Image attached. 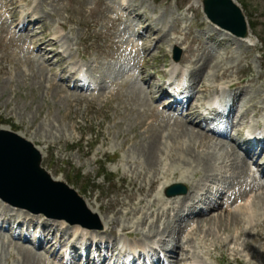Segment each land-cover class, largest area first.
I'll return each instance as SVG.
<instances>
[{
    "label": "rangeland",
    "instance_id": "obj_1",
    "mask_svg": "<svg viewBox=\"0 0 264 264\" xmlns=\"http://www.w3.org/2000/svg\"><path fill=\"white\" fill-rule=\"evenodd\" d=\"M122 1L126 2V0ZM129 1L142 3V9L147 11L153 21L150 22L147 17L148 22L156 25L154 27L162 28L156 34L152 32L150 25L143 28L147 36L146 40L151 39V42H155L153 38L156 40L152 48L146 42V48L150 49L147 50V54L150 56L146 54L143 61H141L143 54L127 51L135 47V42L126 41V37L133 34V30L130 28L131 19L120 9V0H9L10 3L16 2L19 6L15 11L18 17H20L19 3L26 5L24 8L26 12L32 11L31 8L34 9V14L43 20L41 26L45 29V37L51 36L50 32H55L61 46L53 51L44 48L48 44L51 45L54 38L51 36V40L49 38L41 40L38 38L40 34L37 36L36 32L33 34L38 39L37 50L41 49L36 52L35 47L30 48V42L28 44L25 36L17 33L19 27L12 29L10 19L4 18L6 15L5 13L3 15L0 8V127L18 132L41 148L43 165L50 173L76 188L79 194L86 198L89 207L103 216L102 229L111 226L107 231L110 234L106 235L110 245L115 236L120 243V228L122 231L124 227L129 230L125 233H134L133 235L138 233L137 230L141 231L142 235L139 234V237L134 239L137 245H142L144 240L150 241L158 234L159 237L167 239L163 240V246L165 243L172 245L177 240L175 229L181 225L182 245L189 247L187 243L192 240V249L196 247L198 252L191 261L190 249L186 248L183 254L184 259H188L184 261L190 260L192 264H217L213 259L208 258L217 257L219 254H209L211 246H207L209 243L206 242H210L215 250L221 251V258L228 256L229 245L234 242L232 245L239 251L247 249L240 252V256L248 252L251 255L250 261L254 259L257 264H264V193L260 194L261 197L257 195L259 198L256 199L257 212L253 216V223L245 222L241 212L232 214V210L212 212L210 216H205L206 221L203 220L204 218L199 219L201 223L178 219L172 215L175 211L171 210V216L169 214L164 216L158 227L154 226L160 229V233L156 235L148 234L149 229L157 230L148 226L154 220L152 216L146 225L140 224L143 215L151 213L152 209L148 208V204L156 197H164L163 193L158 191L159 185L156 191L149 186L150 179L154 176L163 174L171 183L178 181L180 176L187 177L190 183L205 184L207 188L203 192H206L209 185L214 186L219 183L223 170H226L224 166L228 163L233 175L240 178L235 179V186L231 188L239 191L242 187L241 181L245 184L244 178H247L248 167H242L241 170L234 169L236 165L232 167L231 159L234 155L240 162L239 157L242 156L236 154L234 150L232 152L233 148L230 149L227 142L226 146L216 142V139H209L207 142L208 138L202 134V132L206 134V131L190 120L182 121L173 115L166 113L161 115V112L157 111L159 103L158 105L155 103L160 100L153 101L149 91L154 90L155 83L161 80L156 75L155 81H152L154 75H150L153 69L163 70L165 61L172 60L176 47L173 38L177 36L185 39L179 47L184 48L188 44L189 53L184 49L182 57L185 56L184 60L193 66L192 74L201 81L199 84V87L202 86L201 91H207L208 88L203 85L207 84L211 87L216 82L215 79L226 80L228 86L232 84L235 86L234 91L239 90L242 94L241 97L239 93H234L241 99L239 110L242 111L246 107L242 112L245 113L250 106L260 112V115L254 116L252 112V117L247 119L261 120L264 117V111L259 109L261 106L264 107V56H262L264 55V0H236L243 8L247 20L252 24L251 31L255 32L252 31V35L250 34L252 36L250 40L236 38L237 40L235 39L230 46L214 39H207L209 35L207 32L212 24L205 19L201 10L198 9L197 18L196 13L185 11V6L192 4L190 6L192 8L199 4L200 0H170L167 7H162L153 0ZM129 6L139 9L140 13H136V18L140 20L143 16L141 13H144L141 6L131 3ZM27 17L28 14L23 19L20 17L19 21H26ZM176 19L180 25L177 24ZM195 20L202 21L205 25L200 27ZM61 23L67 28H61ZM163 29L168 30L169 34L163 32ZM238 40L243 42L240 43ZM43 41L46 42L42 43ZM34 42L33 40L32 43ZM55 50H62V55L67 57L68 63L74 60L81 65L84 64V60L81 61L77 54L86 51L84 57L88 56V60L85 61L88 67L90 66L88 77L91 84L97 85V88L90 93L87 92L89 94H81L68 89L65 84L52 82L50 74L43 67H51L44 62L47 60L51 62L52 57L45 59L41 55L43 51V55L48 52L54 55ZM228 50L232 56L226 58L228 55L225 56V52ZM156 54L158 57H154ZM200 59L203 63L198 66ZM195 60L198 62L196 65ZM60 61L52 63L59 65ZM142 64L144 67L141 66ZM146 65L150 66V69L145 70L144 77H149V83H143L138 75L141 68H147ZM74 66L75 64L72 63L71 69H74ZM65 71L69 72L67 66L62 70ZM54 72L59 73V67H56ZM237 78L244 79V82L241 83ZM200 93L196 95L199 96ZM202 99L199 100L200 103ZM153 139L156 140L154 153L151 154L152 156H147L146 148L151 146L150 142ZM202 139L204 143L206 142L205 145L201 144ZM165 152H170L165 155L174 165L161 170L165 164ZM231 153L233 156L230 157ZM205 156L208 157L207 161ZM262 158L264 154L257 161L262 162ZM241 163L245 164L243 159ZM189 170L198 174L197 177ZM165 173L173 177L170 178ZM210 174L212 176H209ZM230 186L228 184V187ZM140 199L144 200L142 205L139 203ZM168 206L170 205L165 204V207ZM137 208L142 210L134 215ZM160 211L163 212V209ZM43 216H36V219H41ZM211 216L212 220H208ZM92 219V223H96L95 219ZM185 224L187 225L184 226ZM197 224L198 229L193 231L196 234L191 235L192 237L188 234V238L186 234ZM168 226L174 229L172 233L163 232ZM102 229L95 230L102 231ZM61 234L58 242L62 244L64 236ZM2 238L3 236L0 235V264L45 263L43 257L38 255L41 254L40 248L31 250L23 244H16L18 250H15L14 245H11L13 240H10L9 236L10 243ZM222 247L228 248L222 250ZM238 250L234 249V253L231 251V254H239ZM200 253L206 258H200L198 256ZM167 255L171 262L175 260L174 254ZM233 258L234 256L227 257L222 264L229 262L237 264L239 261H244L237 256L236 259ZM219 259L218 257L217 261Z\"/></svg>",
    "mask_w": 264,
    "mask_h": 264
},
{
    "label": "water",
    "instance_id": "obj_2",
    "mask_svg": "<svg viewBox=\"0 0 264 264\" xmlns=\"http://www.w3.org/2000/svg\"><path fill=\"white\" fill-rule=\"evenodd\" d=\"M208 15L239 35L247 34L246 22L233 0H205ZM41 155L33 145L12 133L0 132V197L35 212L86 224L83 203L73 191L53 183L39 169ZM186 192L183 185L174 186Z\"/></svg>",
    "mask_w": 264,
    "mask_h": 264
},
{
    "label": "bare ground",
    "instance_id": "obj_3",
    "mask_svg": "<svg viewBox=\"0 0 264 264\" xmlns=\"http://www.w3.org/2000/svg\"><path fill=\"white\" fill-rule=\"evenodd\" d=\"M201 1V0H200ZM199 1V2H200ZM9 4H11L12 6H13V8L15 9V11H16V9L19 7L17 4H16V2H13V3H10V2H8ZM7 3H5V2H2V6H5ZM198 5H200V7H201V2L198 4ZM120 9H121V7H120ZM121 10H124L125 12H127L128 14H130V15H134V17H135V19H137L136 18V13H140L138 10L139 9H136V8H132V7H130L129 6V4L127 5V6H125V7H123V9H121ZM14 11V21L15 22H19V19H20V17H18L17 16V13ZM34 11H30L29 13H28V17H27V20H28V18L30 17V15L33 13ZM143 16H142V18L140 19V20H138V21H140V22H145L146 23V25H150L151 26V28H152V32H154V34H156V33H158L162 28H158V27H154V26H156V25H152V24H150V22H148V18L147 17H145L144 16V13H141ZM43 20H41L40 18H37V19H35V22H36V25H38L40 22H42ZM139 22V23H140ZM145 25V26H146ZM144 26V27H145ZM40 28H41V31L40 32H36V34H37V36H38V34H40L39 35V37L38 38H40L41 40H42V38L43 39H45V38H49V40H51L52 38H51V36H47V37H45V34H44V31H45V29L40 25L39 26ZM63 28H66V25L65 26H62ZM143 27V28H144ZM143 28H142V31L139 33V36H144L145 34H144V31H143ZM149 32H150V30H149ZM251 34V33H250ZM250 34L246 37V38H244V39H241V40H244V41H247V40H250L251 39V37L252 36H250ZM148 35V34H147ZM160 35V34H159ZM158 35V36H159ZM163 35H165V34H163ZM252 35V34H251ZM37 36H35V34H33L32 35V38L29 40V42H30V44L31 45H37L36 46V49H35V51H39V50H37L38 49V47H39V44H36L37 43V41H38V39H37ZM149 36V35H148ZM150 37V36H149ZM51 38V39H50ZM128 38H130V39H128ZM145 39L147 38V36L145 35V37H144ZM157 39V38H156ZM237 39H240V38H237ZM35 41L34 43H32V41ZM135 40V41H134ZM138 40V38L136 39V38H134V35L133 34H131V35H128L127 37H126V41L127 42H129V41H133V42H136ZM46 41H43L42 43H45ZM41 43V44H42ZM47 43H49V42H47ZM46 43V44H47ZM58 44V42L57 41H55L54 43H53V41H52V44L51 45H54V46H56ZM47 46H50V44H48ZM139 50L141 51V52H147V50L149 51L150 49H147L146 48V42L144 41V42H142L141 43V46L139 47ZM148 53V52H147ZM55 55H59L58 53L57 54H55ZM147 56H150V55H148L147 54ZM54 57H57V56H54ZM146 58V57H145ZM62 59V60H61ZM61 60V61H60ZM57 61H60L61 63L59 64V66L61 67V72H62V70L63 69H65L66 68V66H67V70L69 71V72H67V71H65V72H62V73H64V74H66V77H67V80L70 78V79H75V81L77 80V76H76V72L75 71H72V70H70L69 69V65L67 64V60L65 59V58H63V57H61V56H58L57 57ZM46 62H48V60L46 61ZM64 62V63H63ZM185 63H187V61L185 62ZM194 63H195V65L198 63V62H196V60L194 61ZM142 67H144V64H142L141 65ZM140 66V67H141ZM146 71H145V69L144 68H141L140 69V71H139V74L138 75H140V74H144ZM191 75L193 76V74H192V70H191ZM52 76H55V74H53ZM143 80H145V83H149L148 82V80H149V77L146 79H144V77H141ZM64 81L65 80H62V81H60V82H57V83H59V84H64ZM199 84H200V82L198 83V86H199ZM236 85V84H235ZM159 87H162L161 85L159 86ZM202 87V86H201ZM201 87H200V91L202 90L201 89ZM235 86H233L232 84L231 85H229V88H231V89H233ZM237 87V86H236ZM233 90H235V89H233ZM151 93H153L152 91H149V94H151ZM239 96L241 95V97H242V94L239 92V94H238ZM198 105H196V106H194V107H192V108H187L186 109V111H187V114L182 118V120H193L192 118L195 116V115H199V111H198ZM259 109L261 110V111H264V107L263 106H261V107H259ZM254 113V114H259L256 110H254L252 107H248L247 108V110H246V112L245 113H242L241 115L243 116V115H245V114H250V113ZM262 114V113H261ZM258 116V115H257ZM153 118H155L154 117V115H153ZM177 121V120H176ZM184 123V122H183ZM188 124V123H187ZM193 128V127H192ZM183 129V128H182ZM255 132H257V130H254ZM194 133V132H193ZM192 133V134H193ZM204 136H206L207 138H208V136H207V134H204V133H202ZM239 134H240V132H239ZM258 135H260V134H258ZM196 136V135H195ZM262 137H261V139H262V141H264V136H263V134L261 135ZM154 137V136H153ZM204 140H205V138H203ZM202 139V141H201V144L202 145H205L204 144V140ZM211 139V138H210ZM155 142H156V140H152V142H150L151 143V146L149 145V146H147V148H146V155L147 156H152L151 154H153L154 153V147L156 146L155 145ZM243 143L245 144L246 142L245 141H243ZM239 146V145H238ZM238 146H234L233 145V149H232V152H233V150H234V152H236V154L238 153V154H240L241 156H242V158L241 157H239L240 158V160H241V162H242V159H243V161L245 162V164H242L239 160H238V157L236 156V158H235V155H234V158L233 159H231V161H232V167H234V165H236V167L234 168V169H242V167H248V169H247V180L249 181V178H252L251 179V183L252 184H250L251 185V188H250V191H253V190H262V192H260L259 194H256L255 195V197L257 196V195H259L260 197H261V195L260 194H262V193H264V181H263V177L262 176H264V170H262V171H260V173L259 174H256L255 173V170H254V162L252 163H250V162H248L247 161V157H250L249 156V154L247 153V152H245V153H240V151L238 150ZM260 146V145H259ZM253 150V149H252ZM156 151V150H155ZM262 151V153L264 152V149L263 150H260V151H255V155L257 154V152H258V154H259V152H261ZM159 152V151H158ZM184 152V151H183ZM252 152V151H251ZM250 152V153H251ZM185 153V152H184ZM169 154V153H168ZM231 155L233 156V154L231 153V154H229V156L231 157ZM254 155V156H255ZM261 155V154H260ZM170 156V155H169ZM204 156V155H203ZM258 156V155H257ZM257 156H256V158H257ZM205 158H206V161H207V158L208 157H206L205 156ZM178 160V159H177ZM205 161V162H206ZM176 162V161H175ZM178 162V161H177ZM229 162V161H228ZM187 165V164H186ZM170 170V169H169ZM168 170V171H169ZM244 170V169H243ZM173 172V171H172ZM223 172H224V170H223ZM226 172V171H225ZM224 172V173H225ZM165 174H167V173H165ZM164 174V175H165ZM169 174V173H168ZM167 174V175H168ZM211 176H212V174H210ZM169 177L171 176V175H168ZM179 177V176H178ZM239 177V176H238ZM236 175H233V173H232V179H231V182L229 183L231 186L229 187V189H228V191L230 192L231 190H233V192H236L235 194L236 195H239L238 196V198H241L240 200H241V202L239 203L240 204V207H242L241 209L243 210V211H241V213H243V219H245L246 221L245 222H248V223H253L254 222V219H253V216L256 214V206H255V204H256V199H258L259 198V196H257L256 198H254V197H252V196H249V197H245V196H247L248 195V191L246 190V187H245V184L241 181V184H242V187L239 189V191H237V190H234L233 188H231V187H234L235 186V179H237L238 178ZM150 178V177H149ZM164 178V179H163ZM166 177L165 176H163V174H160V175H157V176H154V177H152L151 179H150V183H149V186H150V188H153V189H155V191H156V188H157V186L159 185L160 186V188L161 187H165V185H168V184H170L171 182H169V180L170 179H165ZM171 178V177H170ZM238 179H240V178H238ZM254 180V181H253ZM149 181V180H148ZM175 182V181H174ZM176 182H183V183H188L187 182V180L185 179V177H182V176H180V178H179V180L178 181H176ZM234 184V185H233ZM249 185V184H248ZM155 187V188H154ZM162 188V189H163ZM231 188V189H230ZM145 190V189H144ZM151 191V190H150ZM193 192H195V189H191L190 191H189V193L188 194H186L185 196L184 195H181V196H177V197H171V198H169V197H163L162 198V196L161 197H156V199L154 200V201H152L151 203H149L148 204V208L151 210V213H149V214H147V215H143V217H142V219H141V221H140V224L141 225H146L148 222H150V217L152 216V218H154V220L152 221V223L150 224V228H155L154 226L155 225H157L156 227H158V224H160V221H161V219L164 217V216H167L168 214L171 216V210H176L177 211V213L176 214H178L179 213V211L181 210V205L183 204V201H184V199L186 200L187 199V197H191L192 196V193ZM149 194H150V192H149ZM234 194V193H233ZM178 199H181V202H179V201H177ZM139 203H140V205H142L143 203H144V200L143 199H140L139 200ZM175 203H180V205H175ZM126 204V203H125ZM165 204L166 205H170V206H168V207H165ZM223 204H225V201L223 202ZM158 207V208H157ZM213 208H217V205H214V207ZM161 209H163V212H161L160 210ZM142 210V208H137L136 209V212L134 213V215L135 214H137V213H139L140 211ZM229 211H231V209H228ZM227 211V210H226ZM133 214V213H132ZM207 214H209V212L207 213V212H203L202 214L201 213H199L198 214V216H200V219H203V220H205L207 217H205V216H208ZM228 214H229V212H228ZM232 214H233V212H232ZM260 215V214H259ZM170 216H169V218H170ZM12 217V216H11ZM194 217H197V216H194ZM227 217V216H226ZM259 217V216H258ZM100 218H103V216L101 215L100 216ZM218 218H220V217H218ZM199 219V218H198ZM242 219V218H241ZM259 219V218H258ZM102 220V219H101ZM202 220V221H203ZM208 220H212V216L211 217H208ZM261 220V219H260ZM102 221H104V220H102ZM206 221V220H205ZM233 221V220H232ZM242 221V220H241ZM222 222V221H221ZM235 222V221H234ZM237 222H239V221H237ZM8 224V223H7ZM43 224L44 225H46V226H49L50 225V223L47 221V220H44V222H43ZM188 224V223H187ZM187 224H185L184 226H186ZM116 226V225H115ZM189 226V225H188ZM251 226V225H250ZM69 227V226H68ZM190 227V226H189ZM194 227V226H193ZM18 228H20L19 227V225H17V229ZM78 228H80L81 229V227L79 226V225H76L75 226V229H78ZM111 228V226L109 227V228H104L102 231H97V230H88V229H81L82 231H88L89 233H90V235H92V236H94L95 238H97V241H95V243H96V250L99 248V249H102L101 247V245H100V243H103V240L104 241H106L105 243L107 244L106 246H110V243H108V240H107V238H106V235L107 234H110V233H108L107 231L109 230ZM127 228H129V227H127ZM162 228V227H161ZM169 228H171L170 226H168V229L167 228H164V231L163 230H161V231H163V232H168V233H172L173 232V230L174 229H169ZM222 228V227H221ZM123 229V228H122ZM155 229H157V228H155ZM19 230V229H18ZM17 230V231H18ZM133 230V229H132ZM136 230V229H135ZM104 231H106V232H104ZM112 231V230H111ZM110 231V232H111ZM117 231V230H116ZM124 233H125V231H129V230H127V229H125V227H124V230H122ZM154 229H149L148 230V234H156V233H160V229L158 228L156 231H155V233H154ZM187 231V230H186ZM104 232V233H103ZM113 232V231H112ZM130 232H133V231H130ZM180 232H181V225H180V227L178 228V230L176 231V233H178V236H177V242H176V244H174V245H172V246H170V247H168V251L169 252H178L177 254H176V256L175 257H177V258H175L176 259V264H181V262H183L184 260H187V259H184V254H183V252L185 253V250H187V249H190V253L192 252V251H194L195 253H196V251H195V248H193L192 249V247L191 248H189V247H182L181 246V244H180V240H181V238L179 239V237H180ZM50 233V232H49ZM49 233H47V235H46V238H48L47 240L49 241V236H52L54 233H56V228L54 229V231H53V233H51V234H49ZM189 233V232H188ZM49 234V235H48ZM126 235H133L134 233H129V232H127V233H125ZM239 235L241 234V233H238ZM238 234L236 235V237H238ZM62 236H65L66 235V233H64V232H62V234H61ZM72 236H73V234H72ZM188 236V235H187ZM260 236V235H259ZM43 237V236H42ZM9 238H10V240L12 239V236L11 235H9ZM8 238V239H9ZM61 238V237H60ZM59 238V239H60ZM74 238H75V240L76 239H78V240H80V234L78 233V232H75L74 233ZM188 238H189V236H188ZM258 238V237H257ZM64 239V238H63ZM162 239L163 238H160L159 239V242L161 243L162 242ZM191 239V238H190ZM209 239V238H208ZM13 240V239H12ZM90 240V238L88 237L87 239H86V243L88 242ZM43 241L44 240H39V242H38V246L39 245H41L42 243H43ZM63 241V240H62ZM237 241V240H236ZM16 244H19V243H16ZM61 243H59V245H60ZM111 245H113V243L111 244ZM61 246V245H60ZM104 246V245H103ZM246 246H247V244H246ZM72 247V250H77V249H75V246L74 245H72L71 246ZM187 248V249H186ZM57 249V248H56ZM55 249V250H56ZM71 249V248H70ZM32 250V249H31ZM31 250H29L30 252H31ZM69 250V249H68ZM86 250H87V246H86ZM55 252V251H54ZM189 252V251H188ZM187 253V252H186ZM190 253H189V256H190ZM178 255V256H177ZM119 261H121V258H119ZM262 261V260H261ZM263 261H264V259H263ZM247 262H250L249 260H247ZM88 263V262H87ZM246 264H248V263H246Z\"/></svg>",
    "mask_w": 264,
    "mask_h": 264
}]
</instances>
